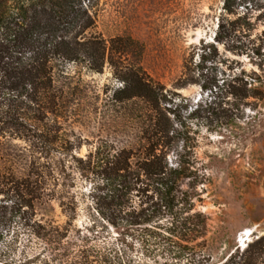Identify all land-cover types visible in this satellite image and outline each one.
Here are the masks:
<instances>
[{"label": "rangeland", "instance_id": "1", "mask_svg": "<svg viewBox=\"0 0 264 264\" xmlns=\"http://www.w3.org/2000/svg\"><path fill=\"white\" fill-rule=\"evenodd\" d=\"M224 2L99 0L91 31L101 35L108 48L125 46L127 52L113 65L108 49L101 71L89 69L83 61L70 62L66 65L70 76L59 77L58 84L67 85L73 94L68 115L59 119L62 129L56 143L61 147L68 142L69 148L42 160L47 187L56 191L57 199H35V217L64 224L68 217L59 205L62 199L75 226L85 230L96 221L103 234L97 240L100 246L117 242V231L99 219L92 196L94 181L101 177L98 156L123 148L138 154L140 125L133 118L137 105L115 100L125 85L121 69L128 66L165 87L167 100L161 108L172 128L184 132L172 149L175 152L187 141L188 157L206 171L196 205L208 218L211 264L264 235V0H237L232 13L225 11ZM245 14L248 24L237 29L239 47L216 41L222 17L235 21ZM184 79L189 81L181 85ZM204 84L211 89L205 90ZM245 87L251 91L247 98L229 93ZM179 88H185L184 93ZM27 146L23 140H2L0 169L6 163L2 157L10 154L17 176L23 177L30 164ZM173 151L170 159L176 155ZM16 201L22 211L29 208L23 193L0 188V264L20 261L43 246L16 214ZM247 229L252 235L244 244ZM130 254L140 264H153L138 245Z\"/></svg>", "mask_w": 264, "mask_h": 264}, {"label": "trees", "instance_id": "2", "mask_svg": "<svg viewBox=\"0 0 264 264\" xmlns=\"http://www.w3.org/2000/svg\"><path fill=\"white\" fill-rule=\"evenodd\" d=\"M98 3L0 0V143L23 140L30 153L23 177L13 168L14 157H2L6 163L0 169V188L6 193L24 194L29 208L22 211V204L16 201V214L43 245L40 251L10 264H140L130 254L137 245L153 264H211L208 218L196 205L198 185L207 180L206 171L188 157L187 141L177 146L174 158H169L184 132L172 128L161 108V102L167 100L165 87L140 69L123 66L125 85L115 97L120 104L137 105L133 118L140 125L138 154L123 148L98 156L101 177L93 186L95 211L101 221L117 231V242L100 246L97 240L103 234L97 230L96 221L85 230L75 226L62 199L59 205L68 217L64 224L35 217V199H57L56 191L47 187V166L42 160L69 148L68 142L61 147L56 143L61 137L59 119L68 115L72 93L67 85L58 84L59 77L70 76L66 71L70 62L83 61L89 69L101 71L108 49L113 65L122 62L127 52L125 46L108 48L107 41L91 31L96 27ZM236 4L237 0H225V11L232 13ZM239 24H248L247 14L235 21L222 17L216 41L231 49L239 47ZM210 47L217 52L215 44ZM203 88L211 86L204 84ZM250 92L246 87L229 91L243 99L251 96ZM169 110L176 114V110ZM198 111L196 108L192 115L196 117ZM216 264H264V235L245 248L236 246Z\"/></svg>", "mask_w": 264, "mask_h": 264}, {"label": "bare ground", "instance_id": "3", "mask_svg": "<svg viewBox=\"0 0 264 264\" xmlns=\"http://www.w3.org/2000/svg\"><path fill=\"white\" fill-rule=\"evenodd\" d=\"M251 235H252V230L251 229H247L246 230V234H245V236H247V238H244V240H242L244 244L247 243L248 240H250Z\"/></svg>", "mask_w": 264, "mask_h": 264}, {"label": "water", "instance_id": "4", "mask_svg": "<svg viewBox=\"0 0 264 264\" xmlns=\"http://www.w3.org/2000/svg\"><path fill=\"white\" fill-rule=\"evenodd\" d=\"M178 90H179V92H183L184 93L185 88H179ZM241 246H242V244H241Z\"/></svg>", "mask_w": 264, "mask_h": 264}]
</instances>
